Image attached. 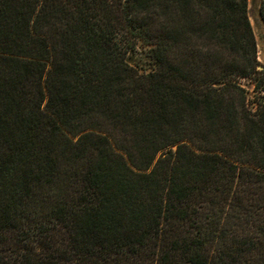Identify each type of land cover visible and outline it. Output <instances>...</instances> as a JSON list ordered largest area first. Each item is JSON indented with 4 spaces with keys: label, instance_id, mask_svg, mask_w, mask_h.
<instances>
[{
    "label": "trees",
    "instance_id": "obj_1",
    "mask_svg": "<svg viewBox=\"0 0 264 264\" xmlns=\"http://www.w3.org/2000/svg\"><path fill=\"white\" fill-rule=\"evenodd\" d=\"M247 6L0 0V264H264Z\"/></svg>",
    "mask_w": 264,
    "mask_h": 264
},
{
    "label": "rangeland",
    "instance_id": "obj_2",
    "mask_svg": "<svg viewBox=\"0 0 264 264\" xmlns=\"http://www.w3.org/2000/svg\"><path fill=\"white\" fill-rule=\"evenodd\" d=\"M260 0H248L247 14L252 28V32L256 42L257 49V68L261 69L264 66V22L259 13ZM133 58L139 62H145L146 58L143 53H135ZM247 80L242 79L241 82L246 84Z\"/></svg>",
    "mask_w": 264,
    "mask_h": 264
}]
</instances>
